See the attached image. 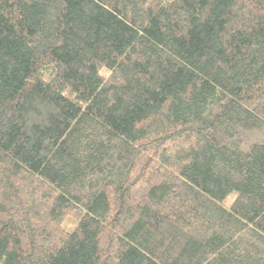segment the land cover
<instances>
[{"label": "trees", "instance_id": "16d2710c", "mask_svg": "<svg viewBox=\"0 0 264 264\" xmlns=\"http://www.w3.org/2000/svg\"><path fill=\"white\" fill-rule=\"evenodd\" d=\"M0 264H264V0H0Z\"/></svg>", "mask_w": 264, "mask_h": 264}, {"label": "rangeland", "instance_id": "374dc122", "mask_svg": "<svg viewBox=\"0 0 264 264\" xmlns=\"http://www.w3.org/2000/svg\"><path fill=\"white\" fill-rule=\"evenodd\" d=\"M232 202H233V196L231 195V196L228 197V199L223 204H224L225 207H229ZM74 226H75V223L73 221L68 220L66 222V227L68 229H72Z\"/></svg>", "mask_w": 264, "mask_h": 264}]
</instances>
